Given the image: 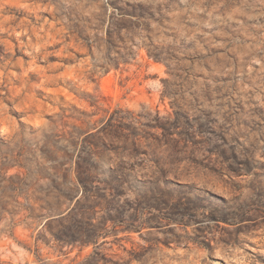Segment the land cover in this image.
I'll return each mask as SVG.
<instances>
[{
    "label": "rangeland",
    "instance_id": "374dc122",
    "mask_svg": "<svg viewBox=\"0 0 264 264\" xmlns=\"http://www.w3.org/2000/svg\"><path fill=\"white\" fill-rule=\"evenodd\" d=\"M0 264H264V0H0Z\"/></svg>",
    "mask_w": 264,
    "mask_h": 264
},
{
    "label": "trees",
    "instance_id": "16d2710c",
    "mask_svg": "<svg viewBox=\"0 0 264 264\" xmlns=\"http://www.w3.org/2000/svg\"><path fill=\"white\" fill-rule=\"evenodd\" d=\"M81 182H83V180L81 179Z\"/></svg>",
    "mask_w": 264,
    "mask_h": 264
}]
</instances>
